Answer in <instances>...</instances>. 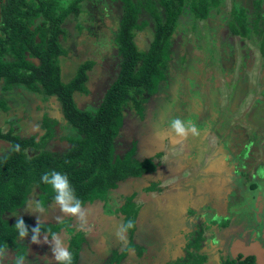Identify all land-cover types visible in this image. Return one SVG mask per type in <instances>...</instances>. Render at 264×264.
Returning <instances> with one entry per match:
<instances>
[{
  "label": "rangeland",
  "instance_id": "obj_1",
  "mask_svg": "<svg viewBox=\"0 0 264 264\" xmlns=\"http://www.w3.org/2000/svg\"><path fill=\"white\" fill-rule=\"evenodd\" d=\"M229 1L225 0L226 6L222 8V11L214 10L207 20H195L188 15L179 19L178 26L170 41L173 59L168 69L166 81L162 83L161 89L155 95L150 96L144 102L143 116L136 113L132 104L128 105L124 111L125 126L116 138V150L121 155L134 142L137 143L138 152L142 155L150 156L155 153L156 156L157 153L160 154L156 156V159L162 162L163 166L161 169L166 168L174 160L179 161L181 150L184 148H187L185 151H191L192 149L194 150L193 146H195L198 150V157L191 163L193 168L196 166L199 168L204 163L205 155L214 158L216 156L213 152L218 154L221 151L220 148L228 149L229 153L225 154L226 156L222 160L225 165H223L220 173H215L216 178L220 182L223 179L226 184L225 190L221 193V195H224L221 201L222 207L219 208L213 198L210 199L205 207H195V213L182 219L185 222L187 231H191L189 234L195 232L199 223L198 216H201L204 222L210 226L209 229L213 227L215 232H218L216 230L221 228L220 226L224 220H232L231 213L224 215L226 208H229L228 200H224L227 196L237 195V198H239L241 194L240 197H243V199L239 198L234 203L238 202V205H240V203L243 204V201H247L245 204L255 207V201L254 203L252 201L249 203L251 195L249 192L251 189L247 186L250 183L249 179H252V183H256V188L253 190L255 195L264 194V52L261 48L262 38L256 35L255 32L239 33L236 36L231 34L227 27L230 5L232 4ZM239 1L251 4L254 0ZM263 1L259 0L262 5V13L264 11ZM81 5L82 10L78 14L70 15L64 23L67 33L63 38V46L68 50V55L60 57L61 79L64 82L69 81L75 75L78 66L82 62L92 61L93 66L88 71V81L86 83L89 93L76 92L74 97L79 108L94 112L119 71L120 57L115 44V35L119 27L122 5L117 0H85ZM146 19L149 20V24L138 31L135 36V42L140 51L148 50L154 36L153 20L150 18ZM191 75L196 79L201 77L202 80L198 88L200 92L197 89L194 93H200V96L205 98V100L218 94L216 97L219 99V116L218 118L210 117V121H206L207 115L210 116L209 111V114L206 113L201 118H194L197 128L202 131H199L202 140L192 144L187 138L184 144H182L183 141L177 142V144L176 141L178 139H176V136L173 133L170 135L167 129L164 135L158 127L157 121L162 119V113L164 116L167 115V107L164 106V102L169 100L171 91L179 97L180 102L177 103L175 101L177 103L176 106L178 107V104L181 103V94L184 95L188 87L187 76ZM192 81L194 80H191L190 84ZM0 96L7 99L9 106L7 111H0V126L4 131L7 130L11 121L15 120L17 132L20 135L28 136L35 132L39 120L45 112L60 117V108L54 97L43 100L40 94H25V90L21 88L6 93H2L0 90ZM162 104L163 107L161 108L160 105ZM212 109H215L214 106ZM184 111L185 107L181 108L178 112V117L182 120L186 118L189 120L190 117H186ZM168 121L169 119H167ZM61 125H63V121ZM61 125L59 124L58 127L60 128ZM58 127L57 129H59ZM60 129L63 128L61 127ZM66 130L68 131V129ZM158 131L161 133L159 136L157 135ZM234 135H236L235 138H233ZM170 138L173 139V143ZM8 147L9 143L7 141L0 140V154L5 152ZM49 148L54 149V143L49 144ZM248 152H251L250 156ZM235 156H239L236 159L237 161L234 158ZM228 157L231 159H227ZM185 160L186 157L181 159V161H184L183 165H186L187 161ZM248 160L249 163L247 162ZM218 163L212 162V166H217ZM183 165L181 164L179 167L173 168V170L166 168L165 172H161L163 174L171 172L173 174L171 179L173 180L164 181L151 191H146L142 188L144 185L142 181L132 182L133 189L126 187L129 183L121 181L119 188L109 194V200L106 203L95 204L96 210H102L101 215H115L117 207L120 203H123L122 196L130 194L133 190H136V192L140 190V194L145 193L150 196H162L168 190H179L175 188L185 190V187L190 182V176H188L187 172L176 176L178 170L185 168ZM230 165H235L238 168L242 166V171H239L236 167L231 172ZM245 167H248V169H245L246 173L252 175L249 179L243 171ZM149 176L154 179L158 175L150 174ZM235 189H240V191L235 192ZM191 191L193 190H189V193ZM35 193L33 199H28L22 209L11 214L13 218L28 217L33 225H36L38 216L40 223H54L62 218H69L70 226L75 230L80 229L77 219L62 213L55 202L45 207V212L43 213H37L35 210L30 211V207H35L36 205L34 198H37V194L35 195ZM175 194H170L169 199H172V196L176 197ZM139 204L140 201L137 200L135 206L138 207ZM181 204L183 210H186L187 202ZM95 206L93 204L84 206L87 210V220L91 219ZM135 206L134 208L133 206L129 208L134 210ZM166 206L167 203H160L159 215L165 214ZM234 210L235 213L240 212L238 206H235ZM262 211L264 214V208H262ZM90 226L91 222L88 221L86 227L89 229ZM103 227H99L100 230ZM144 227L148 229L146 226ZM89 232L91 233L92 231ZM56 235L63 239L65 244L67 243L69 234L66 231L59 232ZM205 235L207 236L206 232L204 233ZM238 236L237 240L234 237L230 238L229 251H239L242 245L244 246H242L243 250L253 247L248 244V241L241 239L244 236L243 230L238 231ZM168 237L169 235H166L165 241H162V243L165 244L167 242L169 247H171L172 242L166 240ZM44 238H47L49 242L52 239L47 234H41L40 244L32 243L31 237L21 239V243L26 247L22 254L25 257V264L56 263L51 252V244L43 242ZM105 238H107L106 247L115 248V243L118 240L117 236L116 238L115 236L109 239L108 237ZM126 239L127 237L124 242ZM134 239L136 240L135 237ZM207 241L211 242V247L219 248L221 246V249L228 247V245L222 246L220 240L215 237H211ZM207 248L206 243V251ZM102 249L104 250L105 247ZM6 250L7 255L0 264H14L15 258L19 256L17 250L11 248ZM191 253L195 257L198 254V250L192 249ZM217 256L218 254L215 255V258ZM137 258L138 260L135 261V264H146L142 258ZM207 258L210 259V262L205 264H212L211 257ZM80 264H90V260L88 258L84 260L83 258Z\"/></svg>",
  "mask_w": 264,
  "mask_h": 264
},
{
  "label": "trees",
  "instance_id": "obj_2",
  "mask_svg": "<svg viewBox=\"0 0 264 264\" xmlns=\"http://www.w3.org/2000/svg\"><path fill=\"white\" fill-rule=\"evenodd\" d=\"M83 1L0 0L1 90L23 88L42 94L43 99L55 95L72 131L70 136L64 137L69 147L60 153L47 147L54 136L55 121L43 123L42 128L46 131L38 141L37 135L24 137L16 133L15 120L6 131L0 127V139L10 143L9 149L0 154V247L15 249L19 256L26 247L15 228V220L19 217L13 218L11 214L26 205L34 188L38 194L37 202L43 208L55 202L51 185L41 181L44 173L54 170L66 174L84 207L96 201L106 203L110 191L121 181L154 171L152 158L137 154L136 142L122 155L117 152L116 138L125 122L124 111L132 104L136 113L143 116L144 102L166 81L173 59L170 41L179 19L188 15L195 20H207L214 10L222 11L226 6L225 0H118L122 4V14L115 44L120 67L92 112L79 108L74 95L76 92L89 93L86 83L93 62H82L69 81L61 79L60 57L68 55L63 46L67 33L64 23L70 15L82 10ZM229 3L232 4L227 27L231 34L255 32L264 38V11L262 13L259 0L251 4L239 0ZM146 18L153 20L154 36L148 50L140 51L135 36L149 24ZM262 50L264 52V46ZM8 108L7 100L0 98V109L6 111ZM15 145L20 146L18 152L14 150ZM250 188L255 189L256 183L251 182ZM134 196L127 198L121 207L124 224L128 220L136 224V211L129 208H134ZM22 217L29 228L36 226L28 217ZM199 219L197 230L186 240L190 251L199 249L198 243L205 231L210 232V226L201 216ZM63 228L69 234L72 264H78L79 251L85 241L82 230L71 227L69 218L55 224L40 223L41 234H47L49 238ZM27 237H31V232ZM129 248L137 249V246L130 243ZM124 254L115 253L106 264H119ZM207 257L208 254L200 250L196 257L188 254L183 264H205ZM222 262L245 264L238 258H227Z\"/></svg>",
  "mask_w": 264,
  "mask_h": 264
},
{
  "label": "crops",
  "instance_id": "obj_3",
  "mask_svg": "<svg viewBox=\"0 0 264 264\" xmlns=\"http://www.w3.org/2000/svg\"><path fill=\"white\" fill-rule=\"evenodd\" d=\"M187 89L184 95L181 94L182 101L180 104H178V107L176 106L177 103H179V97L175 95L172 91L170 92L171 95L169 97V100L164 102V106L167 107L166 110V116L162 113V119L160 121H157L158 127L161 129V132L165 135L166 129L168 130V122L167 119L177 118L178 112L181 110V108L185 107L184 114L186 117H190L189 120L194 121V118H201L202 115H207L206 121H210V117H217L219 116L218 108H219V99L216 97L218 94L215 95V97H208L210 99L205 100V98H202L200 96V90L198 89L200 87L199 83H201V77L196 79L194 76H187ZM194 80L191 82L190 81ZM177 83V81H176ZM162 86V85H161ZM160 86V89H161ZM159 89V90H160ZM198 89V90H197ZM198 91L194 93V91ZM174 94V95H173ZM155 95V94H154ZM217 98V99H216ZM218 100V101H217ZM177 103H176V102ZM207 101V102H206ZM231 103V102H230ZM210 104V105H209ZM232 104V103H231ZM214 108L216 109H212ZM233 106V105H232ZM160 107H163V104L160 105ZM145 109V108H144ZM173 112V113H172ZM214 116H213V115ZM209 117V118H208ZM179 118V117H178ZM187 121V118L185 119ZM125 126V122L123 127ZM122 127V128H123ZM198 131H201V129L197 128ZM169 134L171 132L168 130ZM202 132V131H201ZM242 131V135H243ZM191 136V138H189ZM236 135L233 136L235 138ZM188 140L191 141V143H195L197 141H201L202 138L199 135L193 136L191 133L188 135ZM183 138L176 137L178 139L176 143L182 142V144L185 143L187 140ZM166 141V140H164ZM170 141L173 143V139L170 138ZM177 143V144H178ZM176 144V146H177ZM175 146V147H176ZM174 147V148H175ZM177 148V147H176ZM194 150L191 151H185L187 148L182 149L179 158L180 160H174L173 163H170L166 166V168H170L173 170L175 167H179L181 164H184V161H181L182 158L186 157V165L185 168H182L178 170L176 173V176H179L180 174H185V172L188 173V176H190V182L185 187V190H181L180 188H175L179 190H173L168 192L162 196L155 195L150 196L145 193L140 194V190L136 192V190L131 191L130 194H125L122 196V202L117 207V212L115 215L111 214H104L101 215L103 212L100 209L96 210V206L98 203H102L100 201H96L94 203H90V205H94L95 209L91 214V219H88V221L91 222V226L89 227L88 231H92L91 233L88 231L83 232L85 234V241L82 243L80 251H79V259L78 264H80L81 260L84 258H88L90 260V264H106L108 261H110V258L114 256L115 253L117 254H124L123 258L121 259V262L119 264H135V261L138 260L137 257L142 258L146 264H183L186 256L189 254V256L192 257V253L190 249L187 247V243L185 241V238H188V235L191 231H187L185 227V222L182 221V219L188 217L189 215L195 213L194 208L195 207H205L211 198L216 201L217 206L220 208L222 207L221 201L223 200V196L221 195L222 191L225 190L226 184L222 181L220 182L218 178H216L215 173H220L222 170L223 165H225L224 161H222L224 158L222 155H225V151H228V149H221L218 154L213 152L216 157L212 158L211 156L205 155L204 157V163L198 168L192 167L191 163L196 160L198 157V150L195 146H193ZM137 154L141 156L142 158H152L153 163H155V169L152 172H148L142 177L138 178H130L126 180L125 182L129 183L126 187L132 188L131 183L135 182L137 180L142 181L144 183L143 189L146 191H151L156 189V186L161 184L164 181L173 180L171 177H173V174L171 172L169 173H161L165 172L166 168L161 169L163 166L162 162H159L156 158V156L160 154L155 153L147 156L142 155L138 152L137 148ZM210 157V158H209ZM212 162H219L217 166H212ZM204 168V169H203ZM158 175L156 178H151L149 175ZM166 179V180H165ZM154 183V185H153ZM120 184L113 190L110 191H116L119 188ZM189 190H193L189 193ZM109 193V194H110ZM172 193H176V197L172 196V199H169V195ZM134 196V206L135 202L138 200L140 201V204L138 207L135 206L136 211V224L135 229H129L127 231V235L125 233V238L127 237L126 241L121 242L119 240L116 241L115 248L106 247L107 238H112L115 236L116 238V232L117 229L121 224H124L125 221V215L121 211V207L124 204V202L129 198L130 196ZM187 194V196H186ZM217 196V197H215ZM142 201V203H141ZM167 203L166 206V212L165 214L162 213L159 215V205L160 203ZM187 202V208L186 210H183V207L181 206V203ZM190 203V205H189ZM186 207V206H185ZM105 223V225H103ZM100 230V228H102ZM144 226H146L148 229H146ZM100 227V228H99ZM81 230V229H79ZM215 232V229L212 227L210 228V232L205 231L207 233V236H203L201 239H204L207 237L208 239L211 237L220 238L222 235V232L217 229ZM129 232V235H128ZM166 235H169L168 238H166L167 241L172 242V246L169 247L167 242L165 244L162 243V241H165L164 238ZM133 237V238H132ZM136 238V240L134 239ZM123 245H121V243ZM133 244L137 246V249L135 248H129L127 249L129 244ZM83 244L85 245L83 247ZM167 246L165 247V245ZM67 247H69L68 239L66 243ZM146 246V247H145ZM198 246L200 248H204V252H206L205 248L206 245L202 246L200 243H198ZM105 247L103 250L102 248ZM120 247V248H118ZM209 250V253L213 254L212 257V264H217V259H215V255H217L219 252L214 246H210L207 248ZM196 257V256H195ZM50 264V263H49ZM192 264V263H191Z\"/></svg>",
  "mask_w": 264,
  "mask_h": 264
},
{
  "label": "flooded vegetation",
  "instance_id": "obj_4",
  "mask_svg": "<svg viewBox=\"0 0 264 264\" xmlns=\"http://www.w3.org/2000/svg\"><path fill=\"white\" fill-rule=\"evenodd\" d=\"M263 46H264V38H262L261 48ZM16 89H18V88H16ZM16 89H12V90H16ZM21 89H23V88H21ZM0 90H1V85H0ZM24 90H25V94H28V93H31V94L32 93H36V92L30 91V90H26V89H24ZM1 92L2 93H6V92H9V91L3 92L1 90ZM37 94H39V93H37ZM40 95L42 96V94H40ZM51 97H54V99H56V101L58 102V105H59V108H60V117H56L54 115H51V114L45 112L42 115L41 119L39 120V124H38L35 132L32 133V134H29L28 136H24V137H29V136H32V135H37L36 140L38 141L39 140V137L42 136L45 133V131H46V129L42 128L43 123L46 122V124H50L51 122H54L55 121V123H53L54 136L48 142L47 147L49 148V144H53L54 143L55 148L54 149L50 148V149L52 151H54V152H60L61 153L62 151H64L66 148L69 147V143L67 142V140L64 137L65 136H70L71 133H72V131H71V129L67 125V121L64 118V115H63V112H62L61 104L57 100V97L55 95H52ZM0 98H3V97L0 96ZM42 99H43V96H42ZM43 100H47V99H43ZM1 110L2 109H0V111ZM62 121H63V125H61ZM59 124L61 125L60 128L62 127L63 129H60L58 127ZM10 125L8 126L7 130L10 128ZM57 127L59 129H57ZM13 128H14V131L16 133H18L17 130L15 129V124H14V127ZM66 129H68V131ZM21 136H23V135H21ZM0 140H3V139H0ZM9 147H10V143H9ZM9 147L7 148V150L9 149ZM224 153L227 155L229 153V151H225ZM248 153H249V156H250L251 152H248ZM226 155H222V157H224ZM238 157L239 156H235L234 157L235 160L238 159ZM227 159H231V158L228 157ZM248 159H250V158H248ZM236 161H235V163H237ZM247 162L249 163V160ZM236 167L237 166H235V165H230L231 172L234 171V169ZM241 167L240 168L237 167L239 169V171H242V168ZM245 169H248V167H245L243 171L245 172V174L248 176V179H249V177H252V175H250L249 173H246V170ZM231 172H229V174H231ZM239 174H241V173L239 172ZM249 182L250 183H248V185H247L249 187V189H251L249 191L250 194H251L250 197H249V203L251 201H252V203H254V201H255V204H256L255 207L254 206L251 207V205L248 206L247 204H245V203H247V201L246 202L243 201L242 202L243 204L240 203V205H238V202L237 203H234L239 198L240 199H243V197H240L241 194L239 195V198H237V195H232L230 197L227 196L228 198L226 197V199H224L226 201L228 200V202H229V208L227 207L228 206L227 205L226 207L228 209L226 208V211L224 212L225 213L224 215H228V214L231 213L232 214V217H231L232 220H230V219H229V221L228 220H224L223 221V224H226V225H224V227H221L220 228V230L223 231V234L218 239L220 240L222 246L228 245V247H226V248L223 247L221 249V246H219V248L218 247L216 248L217 251L219 252L218 253V256L215 258V259L218 258L217 264H223L222 261L224 259H227V258H235V259L238 258L239 260L245 262V264H264V214H263V211H262V208H264L263 207V205H264V200H263L264 194L263 195H259V194L255 195V191H253L255 189H252L249 186V184H251V182H252V179H249ZM238 191H240V189L239 190H236L235 189V192H238ZM252 191H253V193H252ZM34 192H36L35 193V195H36L37 194L36 188L33 189V193L31 192V194L29 195L28 199H31V198L33 199ZM228 195H229V193H228ZM34 197H36V196H34ZM34 199H35V203H37L38 194H37V198H34ZM235 206L236 207L237 206L239 207V210H240L239 213H235V210H234L235 209ZM62 219H66V218H62ZM59 221H57V222H59ZM57 222H54V223H52V222H49L48 223L47 222L46 224H51V223L52 224H55ZM240 230H243V234H244V236L241 239L248 241V244L251 245V246H253V247H249L248 249L243 250V247L244 246L242 245L243 247L240 246V249L241 250H239V251H237V250H235V252H232V250L229 251L230 250L229 249V245H230V241L229 240H230V238L231 237H234L235 240H237L238 239L237 237H239L238 236V231H240ZM62 231H65L64 228L61 229V232ZM189 236H190V234L188 235V237ZM186 240H187V238H185V241ZM207 240H208L207 237H205L204 239L200 240V242H199L200 245L204 246L207 243V247H210L211 242H208ZM238 242H240V241H238ZM186 243H187V241H186ZM193 249H196V248H193ZM202 249H204V248L203 247L202 248H199V249L197 248L196 250H198V253H199L200 250H202ZM218 249H220V250H218ZM205 253L208 254V257H211V259H212L213 254L212 253H209V250H207ZM206 259H207V262H210V259H208V258H206Z\"/></svg>",
  "mask_w": 264,
  "mask_h": 264
},
{
  "label": "clouds",
  "instance_id": "obj_5",
  "mask_svg": "<svg viewBox=\"0 0 264 264\" xmlns=\"http://www.w3.org/2000/svg\"><path fill=\"white\" fill-rule=\"evenodd\" d=\"M168 130L173 133L176 137L186 139L191 133L193 136L199 135L196 124L192 120H182L181 118H172L168 121ZM157 135H161L158 131ZM15 151L20 150L19 145L14 146ZM41 181L43 183L51 185L55 192V203L59 206L62 213L75 217L78 221L79 228L84 231L89 229L87 225V210L83 207L82 201L79 200L74 193L68 176L57 171L46 172L42 175ZM35 210L37 213L45 212V209L38 202L35 207H30V211ZM135 227L134 221L128 220L127 223L121 224L117 229L116 236L119 241L125 240V233L129 229ZM15 228L18 231V235L21 239H24L31 232V242L35 244L41 243V232H40V218L37 217L36 226L29 228L22 216L15 220ZM43 242L51 244V252L54 257L56 264H72L73 255L69 251L65 241L58 235H53L49 242L47 238L43 239ZM7 255L6 248L0 247V262H2ZM14 264H25V257L23 255L18 256L14 260Z\"/></svg>",
  "mask_w": 264,
  "mask_h": 264
},
{
  "label": "water",
  "instance_id": "obj_6",
  "mask_svg": "<svg viewBox=\"0 0 264 264\" xmlns=\"http://www.w3.org/2000/svg\"><path fill=\"white\" fill-rule=\"evenodd\" d=\"M200 218V216H198V218L197 219H199ZM201 219H202V217H201ZM202 221H204L203 219H202ZM199 222H200V219H199ZM199 224V223H198ZM196 230H197V228H196Z\"/></svg>",
  "mask_w": 264,
  "mask_h": 264
}]
</instances>
